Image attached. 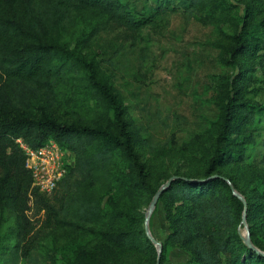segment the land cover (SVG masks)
<instances>
[{
  "label": "rangeland",
  "instance_id": "374dc122",
  "mask_svg": "<svg viewBox=\"0 0 264 264\" xmlns=\"http://www.w3.org/2000/svg\"><path fill=\"white\" fill-rule=\"evenodd\" d=\"M121 2L144 18L139 29L106 28L90 37L98 17L85 10L49 39L58 38L99 62L102 77L126 106L135 146L145 163L146 183L139 182L131 163L117 154L108 177L92 186L97 194L107 192L101 200L100 220L58 222L55 210L39 208L33 193L27 198L26 224H19L9 208L0 205V264H155L157 247L144 229L149 202L170 175H203L228 99L248 103L255 110L250 121L241 120L234 127L231 148L238 150L241 145L236 142L248 134L255 140L264 138V27L255 26L257 37L244 32L246 22L264 17V0H208L192 13L179 9L166 16L155 12L154 0ZM236 34L246 39V47L232 52ZM248 43L253 45L247 48ZM79 78L82 72L45 109L66 121L114 127L109 106L91 97ZM247 107L241 105L237 116ZM247 146L250 149L255 143ZM263 151L221 164L236 179L242 195V191L254 198L258 195L255 184L261 175L264 179ZM48 194L54 201L53 192ZM241 218L242 214L236 229L242 238ZM148 225L163 242L170 229L161 201ZM253 227L257 238H264L257 211ZM106 229H121L127 237L122 243L111 241L103 237ZM229 254H221L222 264H230ZM165 256L166 264H185L190 254L167 245Z\"/></svg>",
  "mask_w": 264,
  "mask_h": 264
},
{
  "label": "trees",
  "instance_id": "16d2710c",
  "mask_svg": "<svg viewBox=\"0 0 264 264\" xmlns=\"http://www.w3.org/2000/svg\"><path fill=\"white\" fill-rule=\"evenodd\" d=\"M154 1L155 12L166 16L179 9L192 13L208 0ZM85 10L98 17L89 31L90 37L106 28L134 31L144 23V18L136 17L121 0H0V205L9 208L21 225L28 222L25 209L30 191L40 203L39 208L55 210L58 222L91 223L102 219L101 200L107 192L97 194L92 186L108 177L117 154L131 163L134 177L146 183L145 163L136 149L126 106L114 86L102 77L99 62L81 54L76 47L69 48L58 38L49 39L55 31L67 28L76 17L82 16ZM258 24L264 27V17L251 24L246 22L244 32L257 37L253 32ZM245 41L242 34H236L231 51L246 47ZM250 45L253 44L248 43L247 48ZM77 72L83 73V78L79 79L91 97L109 106L114 127L66 121L45 109V104L50 106L57 101L63 86L72 85ZM36 105L38 112H34ZM241 105L248 107L238 117ZM249 107L248 103L228 99L222 107L223 117L203 175L174 173L178 176L160 194L158 201L162 202L170 231L162 242L159 264H166L167 245L189 252V262L185 264H222L221 254L227 252L230 264H264V254L248 247L236 229L243 202L224 177L229 178L237 190L241 188L229 172L221 169V164L252 158L261 148L264 150V138L255 140L250 134L236 142L241 145L238 150L230 146L234 127L241 120L246 122L253 117L255 110ZM18 137L33 147L54 138L61 147L72 152L73 164L52 190L54 201L48 199L49 194L31 188V173L25 165L26 154ZM250 143H255V147L248 149ZM255 186L256 198L242 193L247 202L250 238L264 251V238L258 239L253 227L256 211L260 222L264 223L262 175ZM103 237L122 243L127 233L121 229H106Z\"/></svg>",
  "mask_w": 264,
  "mask_h": 264
},
{
  "label": "built area",
  "instance_id": "2783aa9c",
  "mask_svg": "<svg viewBox=\"0 0 264 264\" xmlns=\"http://www.w3.org/2000/svg\"><path fill=\"white\" fill-rule=\"evenodd\" d=\"M25 151V165L31 173V188L42 193H50L73 164L70 150L63 148L54 138H48L43 144L33 147L17 138ZM31 191L29 196H31Z\"/></svg>",
  "mask_w": 264,
  "mask_h": 264
},
{
  "label": "water",
  "instance_id": "95a60500",
  "mask_svg": "<svg viewBox=\"0 0 264 264\" xmlns=\"http://www.w3.org/2000/svg\"><path fill=\"white\" fill-rule=\"evenodd\" d=\"M178 175L176 174H173L171 176H169L157 189L156 191L154 192L150 202H149V205H148V208H147V211L145 213V219H144V229H145V232L147 234V236L150 238L151 241H153L157 247V258H156V264H159V258H160V253H161V249H162V242L158 239L155 238V236L150 232V229H149V225H148V220H149V216L153 210V208L155 207L158 199H159V196L160 194L166 189L168 188V186L170 185L172 179H174L175 177H177ZM224 179L228 182L232 192L238 196L241 201L243 202V210H242V218H241V221L243 223V226H244V232L242 231V238L245 242V244L250 247V248H253L254 250H256L257 252L259 253H263L264 254V251H262L261 249H259L258 247H256L251 238H250V232H249V228H248V225H247V222H246V207H247V202H246V199L245 197L233 186L232 182L230 181L229 178L227 177H224Z\"/></svg>",
  "mask_w": 264,
  "mask_h": 264
}]
</instances>
